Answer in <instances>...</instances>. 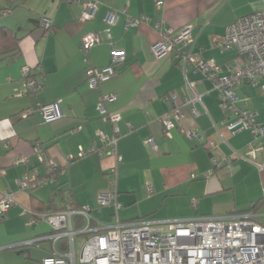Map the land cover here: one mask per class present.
Wrapping results in <instances>:
<instances>
[{"label": "crops", "instance_id": "0c3cea01", "mask_svg": "<svg viewBox=\"0 0 264 264\" xmlns=\"http://www.w3.org/2000/svg\"><path fill=\"white\" fill-rule=\"evenodd\" d=\"M85 1L0 0V26L18 38L17 47L0 53V196L10 191L16 201L0 217V264H42L53 246L66 250L65 238L53 243V231L42 214L87 206L93 225H110L116 218L226 215L246 211L264 197L261 138L249 129L227 128L233 111L220 105L209 79L184 66L175 53L155 57L151 51L169 28L189 29L191 40L183 49L214 59L228 72L235 52L219 47L225 27L264 9V0H163L161 5L158 0H93L94 16L83 20ZM109 13L118 16L113 25L106 23ZM44 18L49 21L46 28ZM128 19L138 22L127 25ZM113 48L122 50L125 59L110 79L89 87L86 68L107 66ZM24 66L31 69L30 78L41 83L26 93ZM188 79L194 82L193 90L186 86ZM242 85L234 88L236 106L264 121L259 84ZM170 92L180 100L181 114L172 117L175 127L168 137L161 119L174 106L164 99ZM194 93L198 100H193ZM108 94L115 99L104 105L120 115L116 122L97 108ZM59 101L62 116L56 120L47 122L37 111L22 115L38 104ZM115 125L120 129L118 161L98 137L99 130L113 134ZM193 132L204 142H197ZM92 145L96 150L89 151ZM80 149L86 151L82 156ZM36 151L56 163L54 171L38 161ZM71 154L73 159L68 158ZM20 156L27 161L18 162ZM24 176L30 180L26 187L17 183ZM112 179L120 206L97 210L98 193L108 189ZM263 206L255 209L260 212ZM104 207L110 209V224L98 218ZM31 218L36 221L31 223ZM80 221L84 224L79 215L72 217L75 228ZM34 238L35 243H23ZM84 239L85 234L75 237L77 248Z\"/></svg>", "mask_w": 264, "mask_h": 264}, {"label": "built area", "instance_id": "2783aa9c", "mask_svg": "<svg viewBox=\"0 0 264 264\" xmlns=\"http://www.w3.org/2000/svg\"><path fill=\"white\" fill-rule=\"evenodd\" d=\"M163 2L158 0L156 4L161 5ZM95 8L96 4L93 0L85 1L82 19L91 20ZM117 18L116 13H109L106 23L113 25ZM137 22V19H128L127 25H134ZM43 25L45 28L49 26L47 18H44ZM108 31L109 27L105 29L106 33ZM190 40L189 29L176 32L169 28L165 31L164 39L152 45L151 51L155 57L175 53L181 58L184 66L190 65L195 73L209 79L216 90L220 105L233 111V118L227 122V128L232 132L251 130L254 136L261 138L264 153V121L257 120L254 111L236 106L237 97L234 92L236 86L244 83H251L253 86L261 83L264 95V9L241 16L225 27L219 47L222 51L235 52L228 66V72H224L214 59L205 60L183 49L181 45ZM94 42H99V38L94 37ZM124 59V52L113 48L107 66L87 67L89 87L95 88L99 83L110 79L116 72L117 64ZM22 73L27 77L31 74V69L24 66ZM26 79L24 93L41 85L35 79ZM193 83L190 79L186 81L189 90H193ZM114 99V94L103 95L102 100L97 104L101 115L112 122L120 119V115L108 112L104 103ZM164 99L174 105L161 119L164 134L171 137L172 129L175 127L172 117L180 116L181 103L173 92L166 94ZM198 99L199 96L194 93L193 100ZM35 111L47 122L62 116L60 101L38 104L35 108L24 110L22 115L26 116ZM119 134L120 129L116 125L111 135L103 130L98 131L99 139L110 146V152L117 161L120 160L116 149ZM191 134L197 142H204L200 133ZM146 143L150 147L155 146L152 138H147ZM249 147L253 145L250 144ZM94 150L96 147L92 145L89 151ZM85 153L86 151L80 149L78 156ZM36 157L39 162L48 164L49 171L55 170L56 163L43 151H36ZM68 158L73 159L74 155L71 154ZM17 161L25 163L27 158L20 156ZM260 167L264 169V164L262 163ZM17 183L26 187L30 184V180L24 176L17 179ZM116 197V180L112 179L108 189L98 193L96 209L100 210L103 206L113 204L117 210L120 204ZM15 203L13 193L4 192L0 196V217ZM260 204L264 205V197ZM91 211V207L85 206L41 215V219L48 223L53 231L50 234L53 243L61 238H65L67 243L65 251L53 246L52 254L43 258L42 264H264V222L261 221L264 213L257 209L185 219L120 221L116 218L110 225H93ZM77 215L84 220L80 228H75L72 224V217ZM35 221L31 218L30 222ZM78 234H85V239L77 248L75 237ZM36 240L29 239L23 243L31 244Z\"/></svg>", "mask_w": 264, "mask_h": 264}, {"label": "trees", "instance_id": "16d2710c", "mask_svg": "<svg viewBox=\"0 0 264 264\" xmlns=\"http://www.w3.org/2000/svg\"><path fill=\"white\" fill-rule=\"evenodd\" d=\"M20 1H24V0H20ZM17 44H18V38L14 36L13 32L7 27L0 26V53L13 49L15 46L17 47ZM30 77L31 76L28 75L26 78H30ZM260 203H261V200L257 201L249 209H255ZM82 225H83V222L80 221L77 224V227L80 228Z\"/></svg>", "mask_w": 264, "mask_h": 264}, {"label": "rangeland", "instance_id": "374dc122", "mask_svg": "<svg viewBox=\"0 0 264 264\" xmlns=\"http://www.w3.org/2000/svg\"><path fill=\"white\" fill-rule=\"evenodd\" d=\"M243 86V85H242ZM252 87H253V85H251ZM239 87H241V86H238L237 87V89L239 88ZM256 90H257V93L259 94L258 96L260 97V95H263V89H262V84H259L258 85V87L256 88ZM264 96V95H263ZM106 207H104L103 208V210H105L106 211V213H105V211L102 213V214H99V216H98V218H99V220L100 221H102L104 224H110L111 223V218H110V216H109V214H107L108 213V211L110 210H108V208H106ZM109 208H111V207H109ZM262 209L260 210V212L261 213H264V206L263 207H261ZM112 209V208H111ZM106 216V218L103 220L102 218H104ZM102 219V220H101ZM261 221L262 222H264V216H261Z\"/></svg>", "mask_w": 264, "mask_h": 264}]
</instances>
